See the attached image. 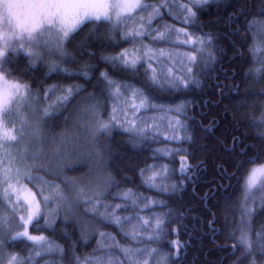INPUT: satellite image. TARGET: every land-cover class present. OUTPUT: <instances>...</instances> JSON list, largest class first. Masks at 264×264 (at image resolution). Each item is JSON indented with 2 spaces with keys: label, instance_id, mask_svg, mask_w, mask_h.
Returning a JSON list of instances; mask_svg holds the SVG:
<instances>
[{
  "label": "snow or ice",
  "instance_id": "snow-or-ice-1",
  "mask_svg": "<svg viewBox=\"0 0 264 264\" xmlns=\"http://www.w3.org/2000/svg\"><path fill=\"white\" fill-rule=\"evenodd\" d=\"M210 3L212 0L179 4L176 0L158 4L145 0H0V264H39L45 256L59 259H47L44 264H65L69 251L72 264H153L154 256L155 264H176L186 244L168 239L179 236L169 225L180 216L179 209L174 216L168 203L178 189L182 191L190 181L195 183L193 169L198 165L189 161L191 152L184 147L150 149L153 160L186 153L179 156L183 180L164 183L169 173L177 175L166 164L139 169L141 184L158 196L167 195L169 201H165L121 187L128 177L117 179L111 170L108 141L120 130L133 147L160 143L156 138L162 133L156 122L167 115L144 116L147 112L176 113L169 120L171 135L163 133L167 142L182 145L194 140L197 97L213 78L218 57L212 34L196 35L189 29L201 27L199 10ZM252 4L259 9L253 15L264 17V0H252ZM165 13L185 26L165 23L163 30L153 27ZM257 25L264 37V20H245L243 27L251 30ZM234 32L239 33L240 28ZM135 41L143 55L127 48L116 54L100 51L98 55L95 50ZM177 43L194 49L183 54L186 63L180 62L179 67L171 48L152 46ZM145 57L149 63L143 81L114 75L138 72ZM21 58L24 67L19 66ZM252 71L249 69L245 79ZM255 72L257 81H264V62ZM52 74H63L74 82L49 85L46 81ZM26 75L31 76L30 81L23 79ZM250 94L264 96V85ZM163 95L173 102H159ZM252 123L264 126V113ZM255 138L261 149L246 143L249 136L245 131L233 138L232 150L239 157L235 166L245 172L239 208L229 209L231 197H225L223 206L217 201V211L210 212L212 218L206 221L213 241L217 235L233 241L219 246L231 248L234 256L239 252L233 264H264V224L255 226L256 218L264 216V127ZM250 150L254 155H249ZM79 164L88 171L79 176L66 174ZM222 175L231 179L226 171ZM109 198L124 203L113 204ZM156 207L166 210L152 212L150 218L141 215ZM229 210L239 211V218L230 217ZM61 224L65 227L60 228ZM68 227L73 229L71 233ZM109 227H115L127 243L102 230ZM42 228L60 231L67 245L30 231ZM93 240V254L81 259L77 248ZM17 244L25 245L26 255L10 250Z\"/></svg>",
  "mask_w": 264,
  "mask_h": 264
},
{
  "label": "trees",
  "instance_id": "trees-1",
  "mask_svg": "<svg viewBox=\"0 0 264 264\" xmlns=\"http://www.w3.org/2000/svg\"><path fill=\"white\" fill-rule=\"evenodd\" d=\"M145 2L158 4L160 0H145ZM176 2L189 3V0H176ZM258 10V6H253L252 0H248L247 4H245L244 0H212V3L199 10L197 22L200 23L201 27L199 29H189L190 32L196 35L203 33L212 34L215 39L216 55L218 57L213 78L207 81L197 97L195 138L193 141L185 142L182 145L167 142L166 136L163 133L167 132L168 135H171L168 119L171 120V117L175 116L176 113L165 114L162 112L143 113L144 116L156 115L161 118L167 115V119H161L156 122L159 124V130L162 133L161 136L156 138L160 143L150 144L147 147H133L127 143V134L120 130H117L112 139L108 141L111 145V159L109 160L111 170L117 175V179H122L124 175L128 177L127 180H122L121 187L132 188L150 198L163 199L165 201H169L167 195L158 196L155 190H151L141 184V178L138 174L139 169H143L146 165L154 163L157 165L166 164L170 168L174 167L177 175L173 176L169 173L167 180L163 181L164 183H171L176 179L183 180V177L179 176V156L186 155V153H179L174 159L162 158L153 160L150 158L153 155L150 149L184 147L191 152V155L188 157L189 161L193 165H198V168L193 169L197 173L196 177H194L195 183L190 181L182 191L178 189L168 203V207L173 209L174 216L175 210H180L179 218L169 225L170 228L179 231V236L173 234L168 239H178L181 244H186V248L182 249L180 258L176 260V264H233L237 256H239V252L235 256L231 255V248L225 250L219 247L220 245L233 244V241L226 240L223 235L215 236V240L213 241V234L207 226L206 221L212 218L210 212L217 211V208L214 207L217 201H220L223 206L225 197H231L228 203L229 209L232 207L239 208L238 201L242 195V178L245 172L243 169L238 170L235 166L239 157L232 150L233 138L239 137L241 131H245L249 136L246 143L255 144L258 149L262 148L255 136L256 132L264 126L253 124L252 121H258L261 114L264 113V107H262L264 105V96L251 95L250 93L253 89L264 85V81H257V73L255 72V69L260 68L262 62H264V37L259 35V25L251 30L243 27L245 20L252 21L254 18L256 20H264V17L253 15ZM142 15L146 16L147 13H142ZM237 16L238 18H236ZM138 21L136 20L135 24L137 23L138 25L140 23ZM165 23L173 24L177 28L185 26L184 24L177 23V20L165 13L163 20L157 19L153 23V27H161V30H163L162 25ZM236 28H240L239 33L234 32ZM85 32H87V29H85ZM252 33H256V35L253 36ZM179 39L182 41L184 37L181 36ZM145 43L151 44V40H146ZM132 45L133 42L121 43L119 47L108 46L105 49L95 50L98 52V55L100 51L116 54L124 48L130 50ZM152 46L156 48L162 47L165 50L177 46L178 50L184 49L190 53L194 51L193 48L185 47L180 43ZM148 63L149 61L145 57L144 64L139 68L138 72H117L114 75L117 79L135 77L138 83L145 79V69ZM24 64L25 62L21 58L19 66L24 67ZM168 66L172 67V64L168 63ZM102 67H107V65H102ZM177 67H179V63H177ZM249 69L253 70L252 74L248 79H245V75ZM37 71H40V69H37ZM16 75H20V73H16ZM217 75L219 77L218 81L216 79ZM23 79L30 81L31 76L26 75ZM58 82L71 84L74 81L64 79L63 74H52L46 81L49 85ZM218 84L220 85L219 87L217 86ZM224 85H227V87H223ZM33 87H39V85H33ZM125 96L130 97V93H126ZM159 102L165 104L172 103L173 98L163 95ZM159 114H162V116ZM151 123L152 121H149V124ZM55 130L60 131V128L57 127ZM237 147L240 146L237 145ZM249 155H254V153L250 150ZM261 159L264 161V156ZM156 170L159 171V168ZM87 171L86 165L79 164L74 169L68 170L66 174L69 176H79ZM225 171L231 179L223 177L222 174ZM160 182L161 180L158 179L157 183ZM109 202L113 204L124 203L121 200L112 201L111 198H109ZM165 210L156 207L151 209V212H143L141 215L150 218L152 212ZM118 214L127 215L128 213L120 212ZM233 215L239 218V211L232 213L229 210V216ZM262 224H264V216L257 217L255 226L258 228ZM59 227L64 228L65 226L61 224ZM67 230L70 233L73 231L71 227H68ZM102 230L114 233L120 243H127L115 227ZM30 231L36 235L44 234L62 245H67L65 237L60 231H46L43 228L40 232H37L35 229H30ZM27 246L30 248L31 243L29 242ZM162 247H164L165 251L171 250L174 253V249H169L167 246ZM24 248V244H17L15 248L10 250L20 251L26 255L27 253L24 251ZM94 248V240L87 245L81 243L80 247L76 250L77 255L81 259H84L86 256L93 254ZM47 259H59V257L45 256L40 259L39 264H44V260ZM155 259V256L152 257L153 264H155ZM65 264H72L70 251L65 257Z\"/></svg>",
  "mask_w": 264,
  "mask_h": 264
},
{
  "label": "rangeland",
  "instance_id": "rangeland-1",
  "mask_svg": "<svg viewBox=\"0 0 264 264\" xmlns=\"http://www.w3.org/2000/svg\"><path fill=\"white\" fill-rule=\"evenodd\" d=\"M176 3L179 4V2H176ZM173 11L176 12L177 14H179L180 10L178 8H174ZM131 26H133V22L132 21L129 22V27H131ZM133 49L136 50L138 55H143V53L140 51V43H139V41L133 42L132 48L129 51L131 52ZM171 49H172V59L173 60L177 61V63H180V62L186 63V60L184 59V55L183 54L184 53H190L189 51L184 50V49L178 50L177 46H173V47H171ZM169 64L171 65V63H169ZM159 115L162 116V114H159ZM169 120L170 119H168V121Z\"/></svg>",
  "mask_w": 264,
  "mask_h": 264
}]
</instances>
